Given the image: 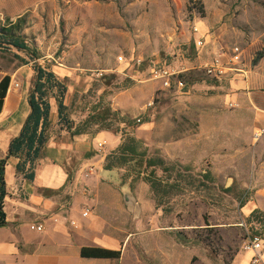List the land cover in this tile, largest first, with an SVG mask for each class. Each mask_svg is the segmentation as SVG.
<instances>
[{
  "label": "rangeland",
  "instance_id": "obj_1",
  "mask_svg": "<svg viewBox=\"0 0 264 264\" xmlns=\"http://www.w3.org/2000/svg\"><path fill=\"white\" fill-rule=\"evenodd\" d=\"M198 1L200 14L188 0H46L42 16L41 0H28L19 37L32 53L0 51V79L34 59L56 72L65 87L52 94L65 105L58 132L114 136L106 158L139 142L120 188L130 195L126 233L138 232L128 253L136 248L142 264H234L249 233L264 238V133L255 140L264 125H254L264 111V0ZM195 24L207 35L201 49ZM235 44L245 74L206 77L200 59ZM162 64L188 69L184 90L149 79Z\"/></svg>",
  "mask_w": 264,
  "mask_h": 264
},
{
  "label": "crops",
  "instance_id": "obj_2",
  "mask_svg": "<svg viewBox=\"0 0 264 264\" xmlns=\"http://www.w3.org/2000/svg\"><path fill=\"white\" fill-rule=\"evenodd\" d=\"M3 1H0V29H5L13 40L22 41L19 35L29 2ZM45 7L46 0H41L42 16ZM222 48L217 47L211 55ZM19 53L26 52L16 54ZM33 67L30 63L23 64L14 74L6 72L0 79L11 78L0 113V159H6L7 184L6 222L0 226V264H142L136 248L128 253V237L138 232L126 233L123 199L126 201L125 196L130 195L124 187L120 188L123 173L120 168L106 169V155L97 150L98 141L106 138L113 148L117 147V138L104 132H58L59 101L52 95L47 99L50 109L46 141L34 166L24 161L21 152H11L12 141L21 135L31 114L30 94L36 78ZM58 71L66 73L63 69ZM52 72L60 81L56 72ZM234 92L242 100V107H251L248 94ZM216 125L213 120L215 128ZM254 125H264V111H255ZM90 164L97 165V171L86 176L83 170ZM86 210L89 215L83 216ZM245 211L249 214L252 210L247 206ZM71 221H76V225ZM37 224H43L44 230L31 228ZM91 247L121 251V256L82 257V248ZM263 251L264 248L262 254ZM251 257L248 252L238 254L234 264H250Z\"/></svg>",
  "mask_w": 264,
  "mask_h": 264
},
{
  "label": "trees",
  "instance_id": "obj_3",
  "mask_svg": "<svg viewBox=\"0 0 264 264\" xmlns=\"http://www.w3.org/2000/svg\"><path fill=\"white\" fill-rule=\"evenodd\" d=\"M191 11L201 13V7L199 6L198 0H188ZM5 29H0V44L8 43L15 46L19 51L30 52L29 47L24 43V41H15L11 36L4 32ZM10 53V52H3ZM34 56L33 54H31ZM11 78L5 76L0 81V113L3 108L4 100L7 96ZM55 90L60 94H64L65 87L59 81L55 74L50 71L49 68L43 65H37L36 67V78L34 82V88L30 94V105L31 114L29 115L22 133L19 137L15 138L11 143V152L19 151L21 152L23 159L26 163L34 166L36 159L40 155V150L44 146L46 137L45 129L48 124L49 116V103L47 99L49 96L55 92ZM62 96V95H60ZM57 97V96H56ZM58 98V97H57ZM65 105L63 100H59V114L60 118L64 115ZM41 123V129L39 130ZM139 142L131 137L129 142L124 144L121 149L122 152L119 157H107L106 158V169L120 168L128 162L136 160L137 156L140 154L137 151V145ZM156 160V159H155ZM148 166L162 165L161 159L153 161L152 158L147 160ZM5 165L6 159H0V226L4 225L6 222V214L4 211V202L7 195L6 182H5ZM82 257L86 258H120L121 251H113L91 247L82 248Z\"/></svg>",
  "mask_w": 264,
  "mask_h": 264
},
{
  "label": "built area",
  "instance_id": "obj_4",
  "mask_svg": "<svg viewBox=\"0 0 264 264\" xmlns=\"http://www.w3.org/2000/svg\"><path fill=\"white\" fill-rule=\"evenodd\" d=\"M194 12V11H193ZM196 14V12H194ZM201 33L199 37L196 39V46L198 49L204 45V42L207 38V35L201 31L200 27L196 24L193 27V34ZM204 41V42H203ZM0 51L10 52V53H18L20 52L18 48L8 43L0 44ZM203 51H199V55L201 56ZM120 62H124L122 56L118 59ZM244 61V49L240 45H233L229 49H225L224 47L219 51H216L214 55L210 57H203L200 59L199 69L204 73L206 77L211 79H224L229 75L234 74H245V70L240 66ZM37 60H33L30 62L31 65H34ZM136 66L140 67L143 64V59L138 57L135 59ZM36 68V67H35ZM36 70V69H35ZM186 68H179L170 64H162L155 65L149 70V79L153 81H159L162 83V86L165 89H171L172 86L176 90L182 91L186 88L187 83L182 78V74L187 72ZM101 74V73H100ZM102 75V74H101ZM19 86L16 84V87ZM238 104H231V107H237ZM264 133V129L259 130L255 133V140H258L262 134ZM108 146V142L106 139L100 140L97 143V150L99 152L104 151ZM97 171V165L90 164L86 166L83 170L86 176L92 175ZM89 215V210L83 212V216ZM73 225H76V221H71ZM33 230L43 231L44 225L37 224L31 227ZM243 248L246 252L252 251L253 255L250 260V264H264V259L262 256V250L264 248V238L258 234L249 233L247 236Z\"/></svg>",
  "mask_w": 264,
  "mask_h": 264
},
{
  "label": "water",
  "instance_id": "obj_5",
  "mask_svg": "<svg viewBox=\"0 0 264 264\" xmlns=\"http://www.w3.org/2000/svg\"><path fill=\"white\" fill-rule=\"evenodd\" d=\"M125 199H126V201L129 202V196L128 195L125 196Z\"/></svg>",
  "mask_w": 264,
  "mask_h": 264
},
{
  "label": "bare ground",
  "instance_id": "obj_6",
  "mask_svg": "<svg viewBox=\"0 0 264 264\" xmlns=\"http://www.w3.org/2000/svg\"><path fill=\"white\" fill-rule=\"evenodd\" d=\"M248 253H251L253 255V252L252 251H248Z\"/></svg>",
  "mask_w": 264,
  "mask_h": 264
}]
</instances>
